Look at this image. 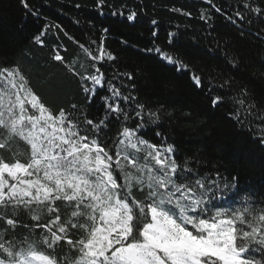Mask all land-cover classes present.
<instances>
[{"label":"snow or ice","instance_id":"1","mask_svg":"<svg viewBox=\"0 0 264 264\" xmlns=\"http://www.w3.org/2000/svg\"><path fill=\"white\" fill-rule=\"evenodd\" d=\"M19 3L40 15L29 0ZM207 3L210 10L200 15L206 23L215 12L241 39L264 35V29L251 31L256 18L264 22V0H235L232 11ZM136 16L132 11L127 20ZM50 27L79 49L82 61L68 60L60 44L51 58L79 80L84 103L53 109L19 64L0 67V264H264V191L241 187L239 174L225 180L218 170L215 177L201 175L189 160L180 162L176 146L156 130L160 109L133 94L134 74L107 75L106 64L117 57L104 37L86 45L60 25H46L36 44H44ZM174 39L169 33L170 45ZM146 51L177 72L189 71L159 47ZM224 56L239 69L238 57ZM190 79L204 87L201 75ZM208 89L224 93L211 97L212 107L230 102L229 119L242 130L259 129L255 142L264 147V99L257 101L232 77L209 78ZM97 101L103 116L89 118L85 109ZM148 131L159 144L145 139Z\"/></svg>","mask_w":264,"mask_h":264},{"label":"trees","instance_id":"2","mask_svg":"<svg viewBox=\"0 0 264 264\" xmlns=\"http://www.w3.org/2000/svg\"><path fill=\"white\" fill-rule=\"evenodd\" d=\"M29 2L39 10V16L28 14L19 0H0V67L19 64L33 89L53 109L72 103L83 105L79 80L51 58L54 45L60 44L67 49H62V54L68 60L82 61L77 45L55 27L42 37V46L33 38L46 25H60L69 36L86 45L91 40L99 44L103 36L105 48L117 57L106 64L110 69L107 75L111 77L113 71L134 74L133 94L147 108L160 109L161 121L156 130L162 132L167 144L176 146L180 162L189 160L199 167L201 175L215 177L218 170L225 180L230 179L229 173L239 174L241 187L264 191V147L255 142L259 129L242 130L229 119L230 102L213 108L211 97L224 93L208 89L209 78L232 77L237 87H246L257 101L264 99V35H245L241 39L237 29L215 12L210 22L201 20V12L210 10L207 0H104L99 6L98 0ZM214 2L223 4L227 11H232L230 6L235 4V0ZM132 11L137 16L129 21L127 15ZM103 28L109 31L103 33ZM262 29L264 22L256 18L252 33ZM153 31L157 32L155 38ZM169 33L176 34L171 45ZM153 46L183 60L189 71L177 72L158 55L148 53L146 49ZM225 52L229 59L239 58L238 70L227 62ZM192 73L204 78L202 89L190 79ZM85 111L89 118L103 116L98 101ZM145 139L160 143L155 131H148ZM18 150L24 151L22 147Z\"/></svg>","mask_w":264,"mask_h":264}]
</instances>
